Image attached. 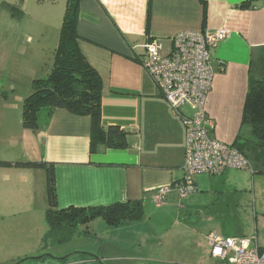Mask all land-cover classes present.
<instances>
[{
	"label": "crops",
	"instance_id": "crops-1",
	"mask_svg": "<svg viewBox=\"0 0 264 264\" xmlns=\"http://www.w3.org/2000/svg\"><path fill=\"white\" fill-rule=\"evenodd\" d=\"M242 2L248 3L247 8L239 7ZM222 28L229 36L210 49L214 79L206 114L214 125L211 137L242 151L248 167L200 173L188 197L182 199L172 191L157 206L154 190L184 177L187 136L183 120L173 113L142 63L144 45L158 40L167 54L179 32ZM77 32L82 53L102 79L101 123L127 131L128 147L101 145L92 153L91 116L64 108L42 110L39 132L25 129L22 110L31 84L17 94L14 89L13 95L0 91V160L55 164L61 209L144 200L142 220L113 226L124 236L137 235L139 241L152 242L150 232L156 235L157 229L168 225L159 218L177 209L178 215L192 217L199 211L210 219L214 212L248 211L257 224L264 223V142L255 143L251 125L242 122L250 90L264 80V0H208L206 9L200 0H80ZM36 74L29 73L31 83ZM222 199L226 201L220 205ZM47 208L43 169L0 167V264L23 259L20 264H41L40 260L81 264L88 259L82 251L63 257L47 252L53 246L43 247ZM154 208L161 211L151 216ZM100 221L104 220L92 223ZM191 232L197 233L195 228ZM210 233L248 236L240 225ZM252 236L264 246L263 230L256 228Z\"/></svg>",
	"mask_w": 264,
	"mask_h": 264
},
{
	"label": "rangeland",
	"instance_id": "rangeland-1",
	"mask_svg": "<svg viewBox=\"0 0 264 264\" xmlns=\"http://www.w3.org/2000/svg\"><path fill=\"white\" fill-rule=\"evenodd\" d=\"M66 6L67 0H0V91L10 95L14 94V89L15 94L27 91L32 84L30 72H36L38 78L48 77ZM228 197L232 195L229 193ZM225 201L222 199L220 205ZM177 210L159 218L166 220L168 225L165 229H157L156 235L150 232V240L154 238L152 242L139 241L137 235L124 236L106 221H100L98 225L91 222L82 226L79 230L82 234L53 245L47 252L63 257L82 251L88 259L81 264H227L212 258L205 235L222 226L240 225L249 237L255 234L256 228L264 231V223L257 224L248 211H236L231 215L214 212L211 221L207 214L199 211L191 217L184 212L178 215ZM160 211L154 208L151 214H146L152 216ZM186 223V227L179 226ZM192 228L196 229V234L191 232ZM40 262L56 263L55 260Z\"/></svg>",
	"mask_w": 264,
	"mask_h": 264
},
{
	"label": "trees",
	"instance_id": "trees-1",
	"mask_svg": "<svg viewBox=\"0 0 264 264\" xmlns=\"http://www.w3.org/2000/svg\"><path fill=\"white\" fill-rule=\"evenodd\" d=\"M79 1L67 0L59 44L54 54L53 65L46 78L32 82V92L23 103V126L39 132L42 110L52 112L57 108L92 118L91 152L97 153L101 145L107 148H127L128 132L120 126L104 127L101 123L102 79L97 70L87 61L79 47L81 36L77 32ZM206 9L208 0H200ZM242 2L240 8H247ZM242 122L252 127L255 143L264 142V80L258 81L250 90ZM0 167L43 169L47 175L46 211L47 231L43 247L62 244L73 239L82 226L96 219L119 227L144 218V200L121 201L108 206L59 208L55 164L46 161H5ZM23 260L18 261L20 264Z\"/></svg>",
	"mask_w": 264,
	"mask_h": 264
},
{
	"label": "built area",
	"instance_id": "built-area-1",
	"mask_svg": "<svg viewBox=\"0 0 264 264\" xmlns=\"http://www.w3.org/2000/svg\"><path fill=\"white\" fill-rule=\"evenodd\" d=\"M229 36L227 29L182 31L173 39L170 52L163 54L158 40L144 45L142 63L174 114L186 127L184 177L170 186L154 190L157 206L165 203L172 191L184 198L196 189L195 176L220 174L227 168L246 169L248 160L237 147L211 137L213 121L207 117L206 102L212 89L214 71L210 49ZM213 258L227 264H264V246L256 236H208Z\"/></svg>",
	"mask_w": 264,
	"mask_h": 264
}]
</instances>
